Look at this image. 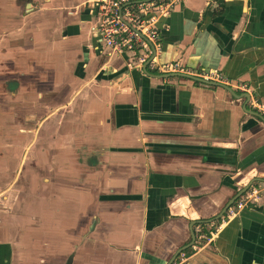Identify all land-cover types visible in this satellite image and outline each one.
<instances>
[{
	"label": "crops",
	"instance_id": "obj_1",
	"mask_svg": "<svg viewBox=\"0 0 264 264\" xmlns=\"http://www.w3.org/2000/svg\"><path fill=\"white\" fill-rule=\"evenodd\" d=\"M95 3L0 0V264H264V0H160L149 73Z\"/></svg>",
	"mask_w": 264,
	"mask_h": 264
},
{
	"label": "built area",
	"instance_id": "obj_2",
	"mask_svg": "<svg viewBox=\"0 0 264 264\" xmlns=\"http://www.w3.org/2000/svg\"><path fill=\"white\" fill-rule=\"evenodd\" d=\"M159 4L160 0H96L94 12L98 17L101 41L118 50L144 49L148 54L141 61H147L153 50L146 38L153 41L156 38L157 32L152 22L156 20V11L160 10ZM157 46L160 48L161 45ZM176 66L165 64V69L176 71Z\"/></svg>",
	"mask_w": 264,
	"mask_h": 264
},
{
	"label": "water",
	"instance_id": "obj_3",
	"mask_svg": "<svg viewBox=\"0 0 264 264\" xmlns=\"http://www.w3.org/2000/svg\"><path fill=\"white\" fill-rule=\"evenodd\" d=\"M133 27V26H132ZM135 30L138 31L137 28L133 27ZM140 32V31H139ZM140 34L143 35V37H146L143 33L140 32ZM152 50H153V54L156 53V49L154 47V45H152ZM153 56V55H152ZM153 57H151L150 59H148V61L146 62L145 66H144V70L146 72L147 71V65L152 61ZM149 73V72H148ZM178 74V73H177ZM151 75V74H149ZM179 75H182V76H186V77H189V78H192L194 80H197V81H200V82H203V83H207V84H212V85H219V86H223L225 87L226 89H228L234 96L236 97H240V98H246V99H249L250 98V95L248 93H242V94H237L230 86L224 84V83H220V82H216V81H213V80H207V79H204V78H200V77H197V76H194V75H191V74H186V73H179ZM245 109H247V103L245 104ZM253 113L257 116H261L260 113L258 112H254ZM256 180H259V178H255L253 180H251L247 185H245L242 189H240L231 199L230 201L227 203V205L224 207V209H222L221 213L219 216L215 217L214 219H211L210 222L216 220V219H219L222 215H224V213L230 208V206L232 204H234L246 191H248V189L250 188V186L252 185V183ZM209 222V221H207ZM195 224H197L196 222H192L191 225H190V233H191V237H192V240L190 243H188L187 245L181 247L174 255L173 257L170 259V261L167 263V264H172L175 259L177 258V256L183 252L185 249L191 247L194 245L195 241H196V237H197V233L194 229V226Z\"/></svg>",
	"mask_w": 264,
	"mask_h": 264
},
{
	"label": "rangeland",
	"instance_id": "obj_4",
	"mask_svg": "<svg viewBox=\"0 0 264 264\" xmlns=\"http://www.w3.org/2000/svg\"><path fill=\"white\" fill-rule=\"evenodd\" d=\"M10 181H11V178L9 179V182H10ZM246 194H247V193H246ZM240 198H241V197H240ZM0 203H2V202H1V199H0Z\"/></svg>",
	"mask_w": 264,
	"mask_h": 264
}]
</instances>
